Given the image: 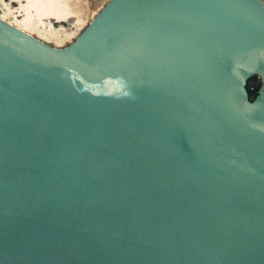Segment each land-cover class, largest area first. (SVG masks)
Here are the masks:
<instances>
[{"label": "water", "instance_id": "water-1", "mask_svg": "<svg viewBox=\"0 0 264 264\" xmlns=\"http://www.w3.org/2000/svg\"><path fill=\"white\" fill-rule=\"evenodd\" d=\"M0 264H264V0L0 18Z\"/></svg>", "mask_w": 264, "mask_h": 264}, {"label": "bare ground", "instance_id": "bare-ground-1", "mask_svg": "<svg viewBox=\"0 0 264 264\" xmlns=\"http://www.w3.org/2000/svg\"><path fill=\"white\" fill-rule=\"evenodd\" d=\"M0 18L46 43L60 45L72 38L64 27L65 23L74 20L73 29L80 23L67 0H1Z\"/></svg>", "mask_w": 264, "mask_h": 264}, {"label": "rangeland", "instance_id": "rangeland-1", "mask_svg": "<svg viewBox=\"0 0 264 264\" xmlns=\"http://www.w3.org/2000/svg\"><path fill=\"white\" fill-rule=\"evenodd\" d=\"M71 7L74 10V14L76 16V19H80V23H77L79 26H76L73 29L74 26V20H71L68 23H65L64 27L66 31L70 34H72V38L63 41L62 44L60 43H47L52 47L59 46V48H65L70 46L75 40L82 34V32L90 25V23L94 20V18L100 13V11L107 5V3L110 0H67ZM8 2H12V0H8ZM1 4V0H0ZM15 7H19V4L14 3ZM80 16V17H79ZM72 24V25H71ZM59 27V25H57ZM73 30V31H71ZM72 32V33H71ZM53 44V45H52ZM58 48V47H56ZM260 78L257 77V79L251 80L250 85H255L260 82Z\"/></svg>", "mask_w": 264, "mask_h": 264}, {"label": "trees", "instance_id": "trees-1", "mask_svg": "<svg viewBox=\"0 0 264 264\" xmlns=\"http://www.w3.org/2000/svg\"><path fill=\"white\" fill-rule=\"evenodd\" d=\"M254 79H257V77L253 78L252 80H254ZM250 82H251V81H250ZM250 82H249V91H250L251 96L254 97V96L257 95V93H258V91H259V89H260V87H261V84H260L259 86L255 87L254 90H252V89L250 88Z\"/></svg>", "mask_w": 264, "mask_h": 264}, {"label": "built area", "instance_id": "built-area-1", "mask_svg": "<svg viewBox=\"0 0 264 264\" xmlns=\"http://www.w3.org/2000/svg\"><path fill=\"white\" fill-rule=\"evenodd\" d=\"M260 84H261V81H260L258 84L250 85V88H251L252 90H254V88L257 87V86H259Z\"/></svg>", "mask_w": 264, "mask_h": 264}]
</instances>
